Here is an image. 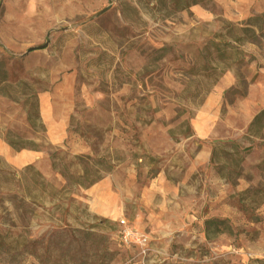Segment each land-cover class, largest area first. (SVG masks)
I'll list each match as a JSON object with an SVG mask.
<instances>
[{
  "label": "rangeland",
  "instance_id": "1",
  "mask_svg": "<svg viewBox=\"0 0 264 264\" xmlns=\"http://www.w3.org/2000/svg\"><path fill=\"white\" fill-rule=\"evenodd\" d=\"M164 1L0 0V264H264V129L247 135L264 29L221 77L202 69L206 41L264 0ZM84 170L93 185L68 184Z\"/></svg>",
  "mask_w": 264,
  "mask_h": 264
},
{
  "label": "trees",
  "instance_id": "2",
  "mask_svg": "<svg viewBox=\"0 0 264 264\" xmlns=\"http://www.w3.org/2000/svg\"><path fill=\"white\" fill-rule=\"evenodd\" d=\"M169 2L172 4L174 12L186 11L190 7L199 4V0H166L163 2L164 5ZM264 29V15L251 17L239 26L226 25L224 27V32L215 35L213 39L207 40L203 48L205 64L202 67L203 71L206 73H211L219 70V75L217 78L221 77L227 70L229 64L239 63L243 57L242 47L247 44H252L257 40V37ZM213 64V65H212ZM4 82V77L0 80V83ZM26 105L30 106L31 111L26 113V120L33 127L34 123L41 124V120L38 112V98L35 93L29 95L28 99L25 101ZM264 129V108L254 116L252 121L249 123L247 128V135L250 137H257V135ZM4 142L13 150L19 151L23 149H28L35 151L34 147H18L12 141L4 139ZM230 149L233 154L238 155L240 152L236 144H230ZM251 147L245 148L242 152H248ZM216 154V149H212L210 163H213V159ZM241 158L239 157L238 160ZM113 166L108 165L107 170L110 172ZM25 170H32L31 167H26ZM260 171L264 173V162L260 166ZM86 174L84 170L81 176L75 178H67L68 184L72 187L87 188L93 185L96 180L84 184L83 177ZM48 187V185H47ZM52 190V189H51ZM55 193L54 190H52ZM262 191L255 190L254 195H260ZM58 194V193H56ZM104 222V221H102ZM227 222L225 220H208L205 222V227L207 231H211L214 235H218L223 231L227 232L229 229L226 226ZM222 227V229H220Z\"/></svg>",
  "mask_w": 264,
  "mask_h": 264
},
{
  "label": "built area",
  "instance_id": "3",
  "mask_svg": "<svg viewBox=\"0 0 264 264\" xmlns=\"http://www.w3.org/2000/svg\"><path fill=\"white\" fill-rule=\"evenodd\" d=\"M120 239L126 245H133L143 248L147 244V239L136 230L128 226L126 220H119Z\"/></svg>",
  "mask_w": 264,
  "mask_h": 264
},
{
  "label": "crops",
  "instance_id": "4",
  "mask_svg": "<svg viewBox=\"0 0 264 264\" xmlns=\"http://www.w3.org/2000/svg\"><path fill=\"white\" fill-rule=\"evenodd\" d=\"M199 130L203 133V132H206L203 128H202V126L201 127H199Z\"/></svg>",
  "mask_w": 264,
  "mask_h": 264
},
{
  "label": "water",
  "instance_id": "5",
  "mask_svg": "<svg viewBox=\"0 0 264 264\" xmlns=\"http://www.w3.org/2000/svg\"><path fill=\"white\" fill-rule=\"evenodd\" d=\"M33 49H29L27 52L29 53V52H31Z\"/></svg>",
  "mask_w": 264,
  "mask_h": 264
}]
</instances>
